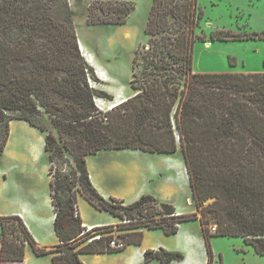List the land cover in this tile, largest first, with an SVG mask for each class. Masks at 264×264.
<instances>
[{"label": "trees", "instance_id": "1", "mask_svg": "<svg viewBox=\"0 0 264 264\" xmlns=\"http://www.w3.org/2000/svg\"><path fill=\"white\" fill-rule=\"evenodd\" d=\"M133 8L131 0H93L86 24H124ZM200 15L196 0H153L145 28L148 48H138L133 58L130 84L136 91L103 114L93 99L111 97L89 84L88 79H97L80 52L67 0H0V156L9 121L22 119L47 132L48 161L68 152L75 165L70 181L60 171L52 173L49 164L53 230L59 243L52 249L40 247L18 215H3L0 260H22L27 246L38 256L52 254L51 264H84L81 253L122 250L108 246L112 225L99 228V239L68 247L81 241L82 221L78 211L74 215L77 194L121 222L128 220L124 226L131 227L117 235L125 246L140 244L143 228L170 235L181 222L197 219L195 214L175 215L171 204L150 193L127 204L105 199L90 180L86 157L123 148L171 154L180 147L192 202L199 209L214 197L201 213L211 212L215 231L208 230L207 218L198 219L206 264L212 235L240 236L264 255V71H192ZM239 37L221 30L211 34L221 40ZM44 117L62 141L48 131ZM182 257L162 247L143 252L144 262L155 258L169 264Z\"/></svg>", "mask_w": 264, "mask_h": 264}, {"label": "rangeland", "instance_id": "2", "mask_svg": "<svg viewBox=\"0 0 264 264\" xmlns=\"http://www.w3.org/2000/svg\"><path fill=\"white\" fill-rule=\"evenodd\" d=\"M92 1L67 0L78 40L83 44L87 55L97 61L102 68V77L105 80L95 73V68L89 64L80 48L81 54L93 68L97 79V81L88 79L90 86L111 97V99H108L103 96H95L93 99L95 107L104 114L113 107L111 105L115 102L109 104L113 101V96L119 94V96L123 95L126 99L131 97L136 91L130 84L133 58L138 48L140 51L148 48V35L145 33V28L153 0H131L134 8L124 24L87 25V9ZM196 5L197 11L201 15L194 27L195 38L192 44V71H264V38H262L264 34V0H196ZM219 30L231 34H239L241 37L226 40L211 38V34ZM253 32L257 35L250 37V33ZM143 46L145 47L143 48ZM141 69V66L135 67L138 73H141ZM44 123L48 131L58 141L61 140L58 138L55 128L50 124L47 117H44ZM42 133L45 136L47 132L43 131ZM39 135H42L39 130L32 133L22 131L15 126L9 142L11 143L10 146L12 145L10 159L15 156L12 152L15 147L18 149L22 147L20 150L21 152L24 150L23 152L26 156L29 153L30 144L39 147ZM65 138L68 139L66 136ZM163 155L131 148L112 149L87 156L86 168L92 177V183L102 190L110 192L105 197L97 190L105 199L114 197L123 200L124 203H130L139 196L137 194L150 192V194L152 193V195L158 197L161 201L169 203L174 209L179 210L181 212L179 214H195L196 218H202L205 221L207 218L206 225L209 231L211 226L216 227V222L211 212L207 214L201 213V209L212 202L214 197L205 199L198 206L199 209H197V206H195L197 203L194 204L192 202L187 180L185 182L182 179L181 182L178 181L175 185L173 183L170 186L167 185L166 177L178 178V176L174 170L167 168L165 163L162 162V159H164ZM165 155L178 158L184 163L180 147L174 153ZM1 157H3V160L8 159V156L3 155ZM45 158L48 161L47 154H45ZM48 162L52 173L60 171L62 175H67L70 181L73 180L72 172L75 170V165L70 153L63 152L61 158L54 157L51 162ZM40 166H43V164ZM153 169H158L157 175H151L154 172ZM42 179L45 183V179ZM40 183L42 184V182ZM76 187H78L77 184ZM112 193L115 195L112 196ZM189 200L191 201L189 202ZM10 207V205H4L2 198H0V216L3 215L2 212L10 209ZM77 208L80 212L81 221L84 223H87V220L108 222L111 220L110 217H113L106 210L96 209L80 194L77 196ZM125 223L112 225L110 233L116 235L126 233V229L131 226H124ZM183 223L189 229L198 232L196 219L186 220ZM143 230H145L144 236L149 243L152 244L159 239V233L157 232L160 230L159 228ZM40 236L45 245L50 244L54 239L53 232L52 235L44 232ZM165 242L170 248L178 245L174 238L168 237ZM74 243L72 242L68 247L71 248L74 245L79 247L84 244V241L81 240L79 244ZM209 244L211 252L210 264H264V255L257 254L250 245L244 243L240 236L212 235L209 238ZM38 246L42 247L40 244ZM162 248L166 249L165 247ZM166 250L177 251L184 256L178 249ZM31 252L30 250L29 253L31 254ZM182 259L183 257L180 260H172L169 264H188L185 261H181ZM153 260H156L157 264H161L158 259ZM189 260L190 256L187 255L186 261ZM33 262L34 260L30 258L27 264H32ZM38 263L46 264L44 261ZM109 263L114 264V261L111 258L109 261L107 258H104L94 262L87 257L85 258V264ZM149 264H152V262ZM189 264L198 263L190 260Z\"/></svg>", "mask_w": 264, "mask_h": 264}, {"label": "crops", "instance_id": "3", "mask_svg": "<svg viewBox=\"0 0 264 264\" xmlns=\"http://www.w3.org/2000/svg\"><path fill=\"white\" fill-rule=\"evenodd\" d=\"M95 73L98 75L96 69H95ZM100 78L104 79L103 77ZM113 97H114L113 101L115 102L114 104H116V102L118 104V101L121 102L123 99H125L123 95L119 96V94ZM15 126H17L22 131H27L32 133L37 132L39 130L38 128L31 126L28 122L22 119H11L9 121V134L6 141V145L1 154V156L3 155L8 156V159L3 160V157L0 156V158H2L0 159V198H2V203H4V205H10L11 207L10 209L2 213L3 215H18L22 219L26 227L28 228L33 238L36 239L35 241L38 243V245L40 244L42 247L46 249H52L55 247V245L59 243V240L53 230L54 210L51 204V195H50L51 174L49 172V163L45 158L44 136L42 131L39 130L42 134L39 135V147L30 144L29 153L27 156L23 152L24 150L21 152L20 149L22 147L19 149L15 147L14 150L12 151L15 156L12 159H10L11 157L10 152L12 145L10 146L11 143L9 142ZM107 150H112V149L100 150L93 155L99 154ZM163 158L164 159H162L163 160L162 162L165 163V166L171 170H174L178 176V178L166 177V184L170 186L173 183V185H175V183H178V181L181 182L182 179L185 182L187 180L189 184L184 163L178 158L168 157L165 154L163 155ZM42 164L43 166H40ZM153 171L154 172L151 173V175H157L156 172L158 171V169L157 170L153 169ZM89 177L90 180H92L90 174ZM42 178L45 179V183L43 182ZM40 182H42V184ZM92 184L103 196L106 197L107 195L110 194V192H106L102 190L94 183ZM141 193L137 195L140 196L143 194ZM144 193H150V192H144ZM114 195L115 194H113L112 196ZM139 196H137V198ZM156 198L159 199L158 197ZM190 201L191 200H189V202ZM76 207H77V202H76ZM175 212L181 213L179 210L176 209ZM78 215L80 217L79 211H78ZM110 219L111 220L108 222H101L99 220L98 221L87 220L86 221L87 223H84L82 221L83 222L82 225L84 224L116 225L122 223L121 220L115 216L113 217L111 216ZM196 221L197 224L196 223L195 224L196 227H198V232L189 229L186 225H184L185 223H183L184 222L183 221L178 225V230L174 234L166 235L163 232V230L159 228L160 230L157 231L159 233L158 235L159 239L151 244L146 240L144 236L145 230H143V229L146 230L149 229L143 228L142 240L140 244H127L126 247L122 249V251L119 253H115V252L81 253L79 254V259L84 264L86 257L94 262L102 260L104 258H107L109 261V259L111 258L114 261V264H146V263L149 264L151 262L152 264H157L155 262L156 260L153 259H151L148 262H144L143 252L145 249H156L158 247H165L166 249H178L179 251H181L184 255L181 261H185L188 264L190 260L196 261L198 264H204V262L206 264V249L202 235V229L198 218L196 219ZM44 232H46L48 235L49 234L52 235V232L54 234L53 241H51V243L48 245H45L40 238L41 237L40 234ZM168 237L174 238L177 241L178 245H174L171 248L168 247V245L165 242L166 238ZM30 250H31L30 247L25 248L24 257L20 261L0 260V264H27L30 258L34 260L32 264H39L38 262L40 261H44L46 264H51L52 254H44L38 256L35 255L33 252H31L30 254L29 253ZM187 255L190 256L189 261H186Z\"/></svg>", "mask_w": 264, "mask_h": 264}, {"label": "built area", "instance_id": "4", "mask_svg": "<svg viewBox=\"0 0 264 264\" xmlns=\"http://www.w3.org/2000/svg\"><path fill=\"white\" fill-rule=\"evenodd\" d=\"M77 214V210H74V215ZM179 213H175L177 215ZM122 222H128V220H122ZM107 225H82V230L78 235V240H83L84 243H89L94 240H97L101 237L99 228ZM210 231H215V226L210 227ZM112 234V233H110ZM108 246L112 249H124L125 243L119 238L116 234H112L111 239L108 241Z\"/></svg>", "mask_w": 264, "mask_h": 264}, {"label": "bare ground", "instance_id": "5", "mask_svg": "<svg viewBox=\"0 0 264 264\" xmlns=\"http://www.w3.org/2000/svg\"><path fill=\"white\" fill-rule=\"evenodd\" d=\"M77 38H78V36H77ZM78 42H79V46H80V48H81V52H82L83 55L86 57L87 61H88L91 65L94 66V68L96 69L98 75H99L100 77H102V76H103L102 68L100 67V65L98 64V62L95 61L93 58L89 57V56L87 55V53H86L84 47H83V44H82L79 40H78ZM117 101H118V100H117ZM113 102H114V101H111L109 104H112ZM118 103H119V101H118ZM116 104H117V103H116ZM116 104L113 103L111 106H114V105H116Z\"/></svg>", "mask_w": 264, "mask_h": 264}, {"label": "water", "instance_id": "6", "mask_svg": "<svg viewBox=\"0 0 264 264\" xmlns=\"http://www.w3.org/2000/svg\"><path fill=\"white\" fill-rule=\"evenodd\" d=\"M79 49H80V46H79Z\"/></svg>", "mask_w": 264, "mask_h": 264}]
</instances>
